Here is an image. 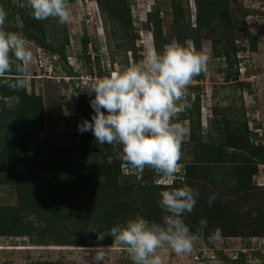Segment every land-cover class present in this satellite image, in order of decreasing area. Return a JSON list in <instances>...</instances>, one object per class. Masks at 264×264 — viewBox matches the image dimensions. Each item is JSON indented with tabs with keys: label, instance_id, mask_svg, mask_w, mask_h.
Returning <instances> with one entry per match:
<instances>
[{
	"label": "trees",
	"instance_id": "obj_1",
	"mask_svg": "<svg viewBox=\"0 0 264 264\" xmlns=\"http://www.w3.org/2000/svg\"><path fill=\"white\" fill-rule=\"evenodd\" d=\"M194 1L197 10L195 26L191 28L190 23L185 21L186 10L180 1L170 0L171 28L177 42L184 43L182 33L198 31L202 27L210 31L236 29L231 10L235 0ZM22 2L17 0L15 5L12 0H0V9L6 13L5 21L8 23L18 16L29 36H35L40 44L65 59L67 36L61 42H47L44 20L34 19L29 8L20 6ZM114 4L118 9L112 8L113 13L120 10L118 15L123 13L127 16V22L124 20L121 23V30L127 36L126 30L130 27L129 3L127 0H115ZM161 21L157 8L148 12L147 22L153 27L152 39L157 50L164 42ZM247 41L249 49L255 50L256 42L253 39ZM81 44L85 52L88 39L82 38ZM193 44L199 48L198 40H194ZM212 49L215 57L224 59L225 81H229L230 77L237 80L236 54L244 46L240 47L232 39L215 37ZM85 58L89 62L90 56ZM17 77L15 69L0 76V185H15L18 199L14 206H0V237H28L31 245L36 247H111V237L97 240L96 233L88 229L107 230L134 218L138 212H143L149 222L162 221L158 211L156 215H148L149 212L142 209L144 192L159 202L161 191L182 187L183 179L185 183L201 181L217 185L234 177L235 191L244 195L255 187L252 177L257 173L258 165L264 164V145L255 142L256 132L249 130L244 111L241 112L243 120H236L231 107L214 105L211 108L216 118L214 130L219 136L213 139L202 136L200 97L197 94L193 100L190 98V92L199 88L197 85L188 86V95L183 102L189 106L178 114V121H188V131L187 141H182L179 147L177 165H181V171L174 174L177 178L172 184H139L134 188L128 176H122L121 166L125 162L113 152V145L98 146L90 132L79 133L77 130V143L55 146L57 131L45 127L41 95L34 91L27 93L26 87H16ZM238 84L248 86L244 82ZM7 98L16 101L6 107L3 101ZM78 108L86 119L91 118V107L84 99L79 100ZM6 115L13 118L9 125L2 121ZM181 153L186 156L181 157ZM134 189L139 200L133 194ZM201 218L206 219V226L199 225ZM184 222L195 237L205 240L208 247H214L213 239L216 238L212 236L217 229L219 238L237 237L243 224L251 231L248 237L260 233L264 229V211L257 208L253 214L244 213L239 204L209 206L208 202H204L200 212L192 217L185 215ZM245 245L250 246L248 242ZM237 255L236 259H229L218 250L222 264H243L245 254L237 251Z\"/></svg>",
	"mask_w": 264,
	"mask_h": 264
},
{
	"label": "rangeland",
	"instance_id": "obj_2",
	"mask_svg": "<svg viewBox=\"0 0 264 264\" xmlns=\"http://www.w3.org/2000/svg\"><path fill=\"white\" fill-rule=\"evenodd\" d=\"M114 1L68 0L72 17L70 23L60 24L56 18L44 20L47 42L52 40L61 42L67 36L65 59L55 53L57 59L48 61L45 55L54 52H51L46 45L40 44L35 36H29L18 16L0 25V30L20 35L25 46L32 51L33 61L29 66L26 92L34 91L35 94L41 95L45 127L48 130L57 131L54 138L55 146L71 145L78 141L79 137L75 135L77 123L86 119L78 108L79 100L84 99L90 106L91 99V96L80 88L113 71H122L131 63L138 62L148 48L157 50L152 39L153 27L147 22V14L151 9L157 8L159 18L162 20L161 31L164 42L160 50L170 42H177L175 32L171 28L173 21L170 0H127L130 7V27L126 30L127 36L121 30V23L124 20H126L125 23L127 22V16L123 13L118 15L120 10L112 12V8L118 9L115 4L113 5ZM179 1L186 10L185 21H188L193 28L197 10L195 1ZM12 3L17 5V0H12ZM231 10L233 23L237 26L233 31H221L219 28L210 31L202 27L198 31L182 33L185 36L184 43H190L197 50L204 48L209 52V60L204 70L194 76L190 83L192 86H199L198 89L190 92V98L193 100L197 94L200 97V134L202 136L210 139L219 136L214 130L216 118L212 115L211 108L214 105L220 108L231 107L234 112L233 118L236 120H243L241 112L244 111V119L247 121L249 130L256 132L255 142L264 145V22L253 20L264 19V0H235L231 4ZM84 37L88 39L85 52L81 44ZM215 37L221 40L232 39L240 47L244 46V49L236 54L237 80L230 77L229 81H225L227 72L224 59L212 54V39ZM248 39L256 42L255 50L249 49ZM194 40H198L199 48L193 44ZM43 52L44 56H40ZM87 55L90 56L89 62L85 58ZM48 63H52V71L47 70ZM42 65L43 67H40ZM232 69L235 70V66ZM238 82L247 83L248 86H239ZM186 97L182 98V102ZM15 101L13 98H7L3 102L8 107ZM65 110L70 112V115H64ZM8 114L13 115L12 112ZM8 116H4L2 121L9 125L13 118ZM175 119L177 120L178 116ZM179 121L185 130L182 141H187L188 121ZM113 152L118 158L122 155L119 145H113ZM184 155L185 153H181V157ZM180 166L177 165L178 171H181ZM121 168L122 176H128L129 181L134 183V188L139 184H156L158 180L162 183L157 184H170L171 181V177L157 174L148 166H145L143 171H137L125 163ZM181 181L183 186L187 185L198 193L195 206L190 213L186 214L188 216L192 217L199 213L203 203L208 202L212 194H215L212 204H239L244 213L251 214L255 213L257 208H262L264 211V164L258 165V171L252 177L255 187L246 195L235 191L234 177L217 185L204 184L201 181L185 183L184 179ZM134 192L133 194L139 200L140 197L136 195L135 189ZM142 199H144V201L141 200L142 209L147 210L148 215H156L157 211L160 213V219L166 215L159 207L157 199H153L146 192L142 194ZM17 203L15 185H0V206H14ZM136 217L145 219L143 212L136 213L134 218ZM238 230L237 237L213 239L216 248H223L224 251L247 249L243 252L245 254L243 264H264V229L253 237H248L251 231L245 224L240 225ZM247 242L250 245L248 247L245 245ZM205 243V240L196 237L190 252L177 255L165 245L157 249V254L162 264H197L193 261V253L198 247L205 246ZM95 248L33 247L28 237H0V264H92L91 257ZM103 248L105 250L103 264H132L124 246L113 241L111 247Z\"/></svg>",
	"mask_w": 264,
	"mask_h": 264
},
{
	"label": "clouds",
	"instance_id": "obj_3",
	"mask_svg": "<svg viewBox=\"0 0 264 264\" xmlns=\"http://www.w3.org/2000/svg\"><path fill=\"white\" fill-rule=\"evenodd\" d=\"M20 6L29 8L36 20L56 18L60 24L71 22L68 0H23ZM5 16L0 9V25ZM208 60L207 49L197 50L190 43L173 41L159 51L148 48L138 62L80 88L91 96L93 113L90 119L78 121L77 130L90 132L98 146L119 145L120 159L137 171L148 166L157 174L177 178L174 174L178 172L179 147L185 130L175 118L189 106L182 98L188 95L193 77L204 70ZM32 61V51L20 35L0 30V76L15 69V86L26 87ZM64 115L70 112L65 110ZM159 195V207L166 213L160 223L136 217L107 230H88L96 233L97 240L109 236L124 246L132 264H162L157 249L165 245L177 255L190 252L196 237L185 224L184 216L192 211L198 193L184 185L163 190ZM214 199L215 194L208 198L209 206ZM206 224V219L201 218L199 225ZM219 236L217 229L212 238ZM104 258V248L97 246L92 264H103Z\"/></svg>",
	"mask_w": 264,
	"mask_h": 264
},
{
	"label": "built area",
	"instance_id": "obj_4",
	"mask_svg": "<svg viewBox=\"0 0 264 264\" xmlns=\"http://www.w3.org/2000/svg\"><path fill=\"white\" fill-rule=\"evenodd\" d=\"M40 56H44V52H43V55H40ZM45 57L48 58L47 59L48 61L49 60L52 61V59L53 60L57 59L56 55L54 53L53 54L48 53V55H45ZM48 64L49 65H48L47 70L51 69V66H52V63L51 64L48 63ZM40 67H43V65L40 66ZM51 71H52V69H51ZM173 180H174V176H171L170 183H172ZM157 183H162V182L160 180H158ZM218 250H221L223 255L226 256L227 258L236 259L237 256H238L237 255V251H241L243 253L247 249H245V250H237V249H235V250H225L224 251L223 248H220V247L216 248L215 244H214V247H208L205 244V246H200L197 249H195V252L193 253V256H192L193 261L197 262V264H222L221 260H220L221 258L218 256Z\"/></svg>",
	"mask_w": 264,
	"mask_h": 264
},
{
	"label": "crops",
	"instance_id": "obj_5",
	"mask_svg": "<svg viewBox=\"0 0 264 264\" xmlns=\"http://www.w3.org/2000/svg\"><path fill=\"white\" fill-rule=\"evenodd\" d=\"M33 247H36V246H33Z\"/></svg>",
	"mask_w": 264,
	"mask_h": 264
}]
</instances>
